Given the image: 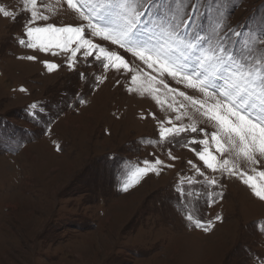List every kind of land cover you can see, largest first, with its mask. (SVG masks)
Wrapping results in <instances>:
<instances>
[{
	"label": "rangeland",
	"instance_id": "obj_1",
	"mask_svg": "<svg viewBox=\"0 0 264 264\" xmlns=\"http://www.w3.org/2000/svg\"><path fill=\"white\" fill-rule=\"evenodd\" d=\"M109 2L73 0L77 6L96 9ZM210 5L212 0H207L201 8L208 17L203 27L209 47L219 46L224 26L231 25L230 31L241 36L233 35L230 43L235 46L239 39L238 49L246 58L264 61V0H219ZM0 6L16 14L12 20L0 13V264H264V202L241 181L226 177L219 199L221 189L208 186L187 163L193 161L207 176L217 178L221 167L239 169L264 187L259 175L264 158L258 146L260 163L254 166L240 151L238 138L233 142L222 137L221 151L211 135L199 132L182 134L175 146L161 140L160 126L195 124L208 133L216 129L205 123L198 106L169 91L186 89L168 77H164L168 87L159 83V76L151 80L158 69L150 71L139 61L130 65L139 67L135 87L155 88L159 103L115 86L113 71L91 92L84 77L103 74L101 65L88 67L80 61L78 70L84 77L78 78L62 54L18 44L27 39L24 25L32 11L37 13L33 26L78 25L79 17L67 10V0H36L35 6L26 0H0ZM42 15L49 19L40 20ZM28 55L37 60H27ZM43 60L60 67L49 72ZM86 93L77 108L76 100ZM186 95L204 99L198 92ZM32 105L40 113L35 118ZM149 112L157 119H140ZM193 136L208 140V150L216 157L215 173L183 146ZM195 147L203 150V145ZM169 148L179 157L174 167L156 165V158L173 163ZM149 165L158 174L141 176L138 169ZM189 180L199 183L193 186ZM125 185L127 192L122 190ZM188 215L211 222L212 231L186 226Z\"/></svg>",
	"mask_w": 264,
	"mask_h": 264
},
{
	"label": "snow or ice",
	"instance_id": "obj_2",
	"mask_svg": "<svg viewBox=\"0 0 264 264\" xmlns=\"http://www.w3.org/2000/svg\"><path fill=\"white\" fill-rule=\"evenodd\" d=\"M35 6L36 0H26ZM219 0H212L215 6ZM207 4V0H110L99 9L91 8L90 5L73 3L67 0V10L79 17L78 25L55 26L48 23L44 27L33 26L37 21V13L32 11L30 18L24 25V36L18 44L28 49L51 53L53 56L63 55L66 66L76 71L78 78L84 77L79 72V62L82 61L88 67L98 64L105 70L103 74L96 76L88 74L90 79L84 77L88 83L89 91L98 90L99 86L107 79V72L113 71L117 75L115 86H124L129 94H139L141 97L149 96L159 103L158 97L153 95L155 88L142 91L135 87L139 80V67L132 68L131 64L139 61L140 65L153 72L151 80L154 82L159 76V83L164 87V77H168L174 84L182 86L187 91L198 92L204 97L196 100L186 91H178L170 88L177 96L191 101L193 106H198L197 111L206 117V124L212 125L216 130L208 133L206 129H198L195 124L190 128L185 127H159V138L168 140L173 146L179 143L176 139L186 132L197 133L201 136L211 135L217 151L224 149L222 137L230 138L233 142L238 138L243 145L240 151L247 162L258 165L260 160L256 158V149L259 147V156L264 158V61L257 63L246 58L245 54L238 49L237 45L230 43L234 35L240 37L241 33L230 31L231 25H225L221 36L220 45L210 48V40L204 35L203 24L207 23V13L203 15L201 8ZM86 8L91 10L86 11ZM0 13L5 18L15 20L12 11H6L0 6ZM200 19V24L197 21ZM40 20L47 21L48 16H40ZM99 39V43L94 40ZM60 49L62 52H57ZM123 52L124 55H121ZM125 56L128 59H125ZM18 59H25L18 56ZM29 61H36L37 56L28 55ZM51 72L60 65L47 60L40 61ZM120 77L126 78V83ZM26 91L25 89H22ZM87 93L76 100L78 108ZM207 106L205 107V102ZM34 110L33 118L39 116L36 105L31 106ZM171 108V104H169ZM156 120V113L149 112L141 115L140 119ZM176 121L181 120L180 115L175 116ZM171 122V121H169ZM208 140H198L193 136L184 142L185 147L203 162L206 169L217 171L214 161L216 157L208 150ZM203 145V150H198L195 145ZM59 150V148H58ZM168 158L172 164L156 158L155 164L163 168L174 167V162L179 157L171 155V148L167 150ZM147 164V162H145ZM191 171L204 180L208 186L221 189L219 199L223 198V178L236 179L250 188L252 195L260 202H264V187L252 182L253 177L235 168L221 167V178L207 176L202 166L193 162H187ZM228 160L223 161L227 165ZM158 169L149 165L138 169L141 176ZM264 177V171L259 173ZM199 181L189 180V184L195 186ZM127 192L128 186L122 189ZM183 197V190L179 192ZM211 206V202L209 203ZM218 221L222 217L217 216ZM191 225L205 233L212 231L214 225L211 222H202L186 217V226Z\"/></svg>",
	"mask_w": 264,
	"mask_h": 264
},
{
	"label": "bare ground",
	"instance_id": "obj_3",
	"mask_svg": "<svg viewBox=\"0 0 264 264\" xmlns=\"http://www.w3.org/2000/svg\"><path fill=\"white\" fill-rule=\"evenodd\" d=\"M187 91V90H186Z\"/></svg>",
	"mask_w": 264,
	"mask_h": 264
}]
</instances>
